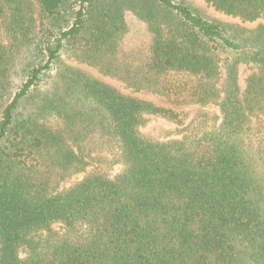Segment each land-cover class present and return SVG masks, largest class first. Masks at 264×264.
<instances>
[{"label": "trees", "instance_id": "16d2710c", "mask_svg": "<svg viewBox=\"0 0 264 264\" xmlns=\"http://www.w3.org/2000/svg\"><path fill=\"white\" fill-rule=\"evenodd\" d=\"M204 1L238 20L0 0V264H264V0ZM127 13L147 29L130 47Z\"/></svg>", "mask_w": 264, "mask_h": 264}, {"label": "rangeland", "instance_id": "374dc122", "mask_svg": "<svg viewBox=\"0 0 264 264\" xmlns=\"http://www.w3.org/2000/svg\"><path fill=\"white\" fill-rule=\"evenodd\" d=\"M196 5H198L199 7H202L203 10H205L209 15L211 16H215V17H219L221 19L224 20H228V21H237L238 19H234L230 16L224 15L218 11H216L213 7L209 6L206 4V2L204 0H194ZM126 19L128 21L129 24V28H130V32L129 34L126 36L125 38V42L124 44L126 46H133L136 44H139L140 42L144 41L147 37V29H146V25L140 21L136 16H134L132 13H127L126 15ZM264 22V19H260L257 20L255 22L252 23H246V25L248 26H255L257 25V23L259 22ZM81 68L85 69L86 71L90 72L93 75L99 76L117 86H119L120 88H122L123 90L124 85L122 83H120L119 81L108 77V76H104L102 75L98 69L94 68V67H90L87 65H79ZM250 73V69L248 67H244L242 69V77L243 79L246 78V76ZM125 91H127L125 89ZM140 96L146 98V99H150L153 100L155 102L164 104V105H168V106H173L177 109H181L179 106L173 105L171 104L166 98L153 94L152 92L149 91H141L138 93ZM186 109H194V113H196L198 111L199 107H193V106H186ZM209 109L211 111H215L217 112V107L212 106L210 108H206ZM183 128V126H178L175 123L166 121L164 119H160V118H156V117H151L149 119V121L147 122V124L142 128L143 132L158 138V139H166V138H176V137H180V130Z\"/></svg>", "mask_w": 264, "mask_h": 264}]
</instances>
